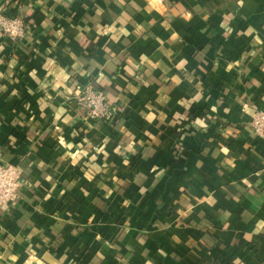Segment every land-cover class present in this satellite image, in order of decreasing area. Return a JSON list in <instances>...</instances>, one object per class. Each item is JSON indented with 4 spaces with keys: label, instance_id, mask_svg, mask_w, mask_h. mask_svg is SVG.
Instances as JSON below:
<instances>
[{
    "label": "crops",
    "instance_id": "crops-1",
    "mask_svg": "<svg viewBox=\"0 0 264 264\" xmlns=\"http://www.w3.org/2000/svg\"><path fill=\"white\" fill-rule=\"evenodd\" d=\"M0 264H264V0H0ZM103 90L112 122L75 100ZM151 117V119H149Z\"/></svg>",
    "mask_w": 264,
    "mask_h": 264
},
{
    "label": "built area",
    "instance_id": "built-area-1",
    "mask_svg": "<svg viewBox=\"0 0 264 264\" xmlns=\"http://www.w3.org/2000/svg\"><path fill=\"white\" fill-rule=\"evenodd\" d=\"M0 31L15 40L24 37L26 25L20 17H9L0 13ZM75 100L85 111L87 119L112 122L114 112L103 90L87 84L76 94ZM251 121L254 135L264 137V110H257ZM22 184L17 167L0 160V209L17 200Z\"/></svg>",
    "mask_w": 264,
    "mask_h": 264
},
{
    "label": "clouds",
    "instance_id": "clouds-1",
    "mask_svg": "<svg viewBox=\"0 0 264 264\" xmlns=\"http://www.w3.org/2000/svg\"><path fill=\"white\" fill-rule=\"evenodd\" d=\"M149 119H151V117H149Z\"/></svg>",
    "mask_w": 264,
    "mask_h": 264
},
{
    "label": "trees",
    "instance_id": "trees-1",
    "mask_svg": "<svg viewBox=\"0 0 264 264\" xmlns=\"http://www.w3.org/2000/svg\"><path fill=\"white\" fill-rule=\"evenodd\" d=\"M25 23V22H24ZM114 120V119H113Z\"/></svg>",
    "mask_w": 264,
    "mask_h": 264
}]
</instances>
